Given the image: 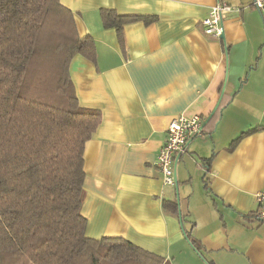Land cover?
I'll return each mask as SVG.
<instances>
[{
  "label": "crops",
  "instance_id": "obj_1",
  "mask_svg": "<svg viewBox=\"0 0 264 264\" xmlns=\"http://www.w3.org/2000/svg\"><path fill=\"white\" fill-rule=\"evenodd\" d=\"M59 1L95 44V61L69 66L79 104L101 112L83 152L86 235L121 237L169 264H264V222L252 216L264 191V15L251 0ZM217 3L234 8L223 38L201 22ZM103 9L153 20L125 24L123 47ZM220 96L231 98L213 131L174 160L177 186L163 184L156 157L171 119L207 122Z\"/></svg>",
  "mask_w": 264,
  "mask_h": 264
},
{
  "label": "trees",
  "instance_id": "obj_2",
  "mask_svg": "<svg viewBox=\"0 0 264 264\" xmlns=\"http://www.w3.org/2000/svg\"><path fill=\"white\" fill-rule=\"evenodd\" d=\"M101 19L124 47L123 26L153 17L103 9ZM75 56L95 61L94 40L59 0H0V264H169L121 237L86 235L83 152L101 112L79 104ZM230 98L204 118L203 135Z\"/></svg>",
  "mask_w": 264,
  "mask_h": 264
},
{
  "label": "built area",
  "instance_id": "obj_3",
  "mask_svg": "<svg viewBox=\"0 0 264 264\" xmlns=\"http://www.w3.org/2000/svg\"><path fill=\"white\" fill-rule=\"evenodd\" d=\"M264 15V0H251L248 5ZM234 8L225 4L217 3L209 10L202 19L204 31L215 37L223 32L222 17ZM204 117L200 114H179L174 116L166 131V138L160 147L156 157V167L161 173L162 182L165 185L175 184V171L172 167L177 157L185 153L188 143L195 137L203 135ZM256 209L253 216L260 222H264V191L255 194Z\"/></svg>",
  "mask_w": 264,
  "mask_h": 264
},
{
  "label": "water",
  "instance_id": "obj_4",
  "mask_svg": "<svg viewBox=\"0 0 264 264\" xmlns=\"http://www.w3.org/2000/svg\"><path fill=\"white\" fill-rule=\"evenodd\" d=\"M220 38H223V32H222V34L220 35ZM222 96V95H221ZM221 96H220V98H219V100H218V102H217V105H216V107H215V109L218 107V105H219V102H220V99H221ZM205 124V123H204ZM175 171V170H174ZM175 178H176V176H175ZM175 186H177V181L175 180ZM180 223H181V225H182V222H181V220H180Z\"/></svg>",
  "mask_w": 264,
  "mask_h": 264
},
{
  "label": "rangeland",
  "instance_id": "obj_5",
  "mask_svg": "<svg viewBox=\"0 0 264 264\" xmlns=\"http://www.w3.org/2000/svg\"><path fill=\"white\" fill-rule=\"evenodd\" d=\"M179 199V198H178ZM179 204H180V201H179ZM179 208H180V206H179Z\"/></svg>",
  "mask_w": 264,
  "mask_h": 264
}]
</instances>
